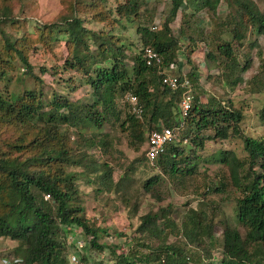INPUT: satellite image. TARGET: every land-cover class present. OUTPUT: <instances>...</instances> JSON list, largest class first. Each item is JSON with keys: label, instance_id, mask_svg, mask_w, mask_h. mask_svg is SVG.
Wrapping results in <instances>:
<instances>
[{"label": "trees", "instance_id": "16d2710c", "mask_svg": "<svg viewBox=\"0 0 264 264\" xmlns=\"http://www.w3.org/2000/svg\"><path fill=\"white\" fill-rule=\"evenodd\" d=\"M0 1V24L8 22L14 25L10 0ZM72 1L67 3L66 13L60 16L59 22L42 28L48 33L53 28L61 32L66 53L62 70L81 73L95 97L94 102L90 105L75 103L68 94L55 91L45 100L41 90L14 92L0 89V135L6 126L11 133L9 139L0 136V237L15 241L13 253L16 257L13 261L20 264H65L64 242L83 251V245L79 248L75 244L80 240L77 239L79 235H84L86 243L92 248L102 250L105 247L97 243V238L99 232L110 235L108 230L90 227L80 214L82 208L74 204L79 196L74 183L76 172L68 168L85 165L87 156L84 152L72 153L65 134L71 127L80 132L84 127L98 126L104 121H117L120 110L115 108V94L127 91L135 96L139 113L132 112L131 106L124 102L128 113L119 125L138 144L144 145L146 132L150 129L182 124L178 129V140L165 145L163 153L153 164L147 162L143 150L141 158L145 161L144 167L150 171L161 173L162 170L182 182L193 174L206 141H221L230 136L241 138L242 159L232 150H218L216 156H211L213 161L225 166L228 186L236 193L233 198L234 222L225 221L221 230L220 250L224 256L219 264H264V135L259 138L242 135L239 123L244 116L240 110L218 102L215 105L213 102L203 104L197 97L191 99L187 115L180 119L178 103L183 89L170 90L162 85L158 67L145 65L141 57L142 49L149 47L160 56L163 66L176 61L178 40L170 35L168 23L184 2L191 11L190 16L199 9H205L214 20L212 36L216 49L206 52L205 60L214 66L223 61L233 66L235 58L231 42L235 41L237 47L242 45L244 33L249 27L264 37V10L255 0H233L235 12H227L220 19L216 15L220 0H170L168 17L159 29L153 30L139 23L136 26L140 44L133 52L129 69L123 53L124 44L119 43L115 35L119 31L116 22L119 23L121 18L127 20L140 16L141 0L117 3L114 17L109 22L110 28L104 29L106 32L87 26L89 22L106 19L98 8L105 0H91L86 4H81L82 0ZM81 7H86V10ZM187 23L182 21L185 29ZM111 30L114 36L110 34ZM226 32L231 34V41L222 40V34ZM30 35L11 38L0 26V82L8 81L13 61L24 68L23 74L35 76L24 45L42 38L44 33L42 29H37L35 34ZM186 40L193 42L190 36ZM186 60L189 61L188 58ZM249 63L246 59L244 67H249ZM41 67V71L47 69L46 66ZM51 73L54 74L55 70ZM184 76L190 83L198 79L192 71ZM36 80L40 83L39 79ZM238 81L239 78H234L228 83L234 85ZM251 84L250 94L259 93L260 87L253 77ZM95 106L99 108L94 110ZM258 117L264 123V107ZM60 123L65 125L63 132L59 130ZM203 130L211 131V136H201ZM98 175L100 184L106 183L110 179L108 167ZM159 182L158 174L148 176L142 181L140 189L153 194L151 190ZM217 184L215 192L225 188L223 180ZM189 214L190 219L183 221L180 228L168 217L166 209L158 208L139 216V223L128 242L108 246L109 253L113 255L111 264H189L186 246L201 247L200 251H204L201 242L205 239L211 242L213 238L212 221L207 219L205 211L189 209ZM238 226L243 228V235ZM72 229L78 232L73 234L74 238H66L70 231H74ZM171 230L183 237L182 246L166 242V231ZM118 235L126 236L125 233ZM143 235L157 239L154 251L143 254L135 249L137 240ZM131 240L135 245L129 244ZM82 242L84 244L83 239ZM73 254L82 264H101L91 262L85 253L80 258L76 250ZM197 260L201 264L200 259Z\"/></svg>", "mask_w": 264, "mask_h": 264}, {"label": "rangeland", "instance_id": "374dc122", "mask_svg": "<svg viewBox=\"0 0 264 264\" xmlns=\"http://www.w3.org/2000/svg\"><path fill=\"white\" fill-rule=\"evenodd\" d=\"M82 1L81 4H86L91 0ZM124 1L100 2L98 8L104 13L106 19L103 22H89L87 26L94 30L109 29V22L114 17V6ZM68 2L69 0H10L9 6L15 22L14 25L8 22L0 24L5 33L11 38L31 37L30 34H35L37 29H42L44 36L24 45L35 76L23 74L24 68L13 61V67L8 71V81L0 82L1 90L14 92L41 90L45 100H48L55 91L68 94L69 99L75 103L90 105L94 102L95 97L88 84L84 82L81 73L68 69L62 70V61L66 53L61 32H56L53 28L51 33H48L47 29L42 28L44 25L47 27L54 22H59L60 16L66 13ZM141 2L143 7L140 8V16L127 20L121 18L119 23L116 22L119 31L115 35L118 36L119 43L124 44L123 53L129 69L133 52L140 44L139 34L136 33L138 23L156 30L161 27L169 14L170 0H141ZM255 2L261 10H264V0H255ZM71 3H73L72 0ZM0 4L2 5L1 1ZM81 9L85 11L86 7ZM235 9L233 0H220L216 15L223 19L227 12L234 13ZM190 14L189 7L182 2L168 23L170 35L178 40L175 46L176 61L171 62L169 66L176 67L179 74L187 75L192 71L198 76L197 80L190 83L192 100L197 97L203 104L210 102L214 105L218 102L223 106L230 104L232 108L240 110L244 116L239 123L240 133L244 136L262 137L264 123L259 120L258 115L264 107V37L258 35L254 28H247L242 45L237 47L238 44L235 41L231 42L235 64L227 65L223 61L222 64L214 66L204 58L206 52L216 49L212 36L215 28L214 20L205 9L195 11L192 16ZM150 17L151 20L148 21ZM182 21L188 22L186 29ZM36 23H39L38 28ZM110 34L114 36V31L111 30ZM187 36H190L193 42L186 40ZM42 39H44L43 42ZM231 39V34L227 32L222 34V40L225 42ZM89 44L91 45L90 42ZM246 59L250 61L247 68L243 65ZM41 66H46L47 69L41 71L40 68H43ZM53 70H55L54 74L51 73ZM252 77L256 79L260 87V92L257 94H250ZM234 78H239L240 81L234 85L229 84L228 82ZM36 79H39L40 83ZM125 93L127 91L115 94V108L120 110L117 121L113 118L115 122L104 121L98 126L91 125L86 129L84 127V130L80 132L73 127L66 131L65 136L72 153L84 152L87 156L85 165L68 168L69 171L76 172L74 183L78 188L79 196L74 204L82 208L80 214L90 227L105 228L110 235L98 233L97 243L105 246L102 250L90 247L84 235H79L77 238L83 245V251L82 245L79 247L81 249L77 250L64 242L66 246L64 256L67 260L65 264H71L69 256L74 250L77 251L79 258L82 253H85L93 263L111 264L113 255L109 253L108 246L128 242L132 236L131 233L135 232L139 223V216L149 211H156L158 208L166 209L168 217L178 228L183 221L190 219L189 209L204 210L207 219L212 221L213 238L211 242L206 239L201 242L200 245L204 251H200L201 247L186 246L190 256L188 261L189 264H199L197 260L199 258L201 264H219L224 256L220 250L221 230L225 221L234 222L233 198L236 193L228 186L229 180L225 166L213 161L211 156H216L218 150H232L238 158L242 159L241 138L230 136L221 141H206L203 152L199 153L200 159L195 164L193 174L182 182L171 178L162 170L161 173L156 170L150 171L144 167L145 161L141 158L144 145L131 139L127 130L119 125L128 113L126 104L120 103L121 96ZM95 108L98 109L99 106L93 107L94 110ZM6 127L2 128L0 135L2 139L11 137L10 130ZM64 127L65 125L60 123L59 130L63 132ZM211 134V131L203 130L201 136L206 137ZM107 167L110 179L100 184L98 172L105 171ZM154 174H158L160 178V182L151 190L154 193L142 191L140 189L142 181ZM222 180L225 188L215 192L217 182ZM76 229H72L74 231H70L66 238L68 236L74 238L73 234L78 232L75 231ZM238 230L243 235L241 226H238ZM166 232L168 234L166 242L183 245V237L178 236L175 230ZM119 233H125L126 236H119ZM157 242L156 238L143 235L137 240L136 245L132 240L129 244L135 245V249L144 254L154 251ZM15 246V241L0 237V264H20L13 261L16 257L13 253Z\"/></svg>", "mask_w": 264, "mask_h": 264}, {"label": "built area", "instance_id": "2783aa9c", "mask_svg": "<svg viewBox=\"0 0 264 264\" xmlns=\"http://www.w3.org/2000/svg\"><path fill=\"white\" fill-rule=\"evenodd\" d=\"M141 57L145 65H156L158 67V74L160 75V83L170 90L176 88H182L180 101L178 103V109L180 119H183L187 115L191 104V84L188 79L179 74L176 67L163 66L160 56L151 48L145 47L141 51ZM174 70V71H173ZM121 103L126 102L132 112L139 113V108L136 105V98L134 95L125 93L121 97ZM181 123V122H180ZM182 126L179 124L178 127H166L160 126L158 129H150L146 132V140L144 142V156L148 163L153 164L159 154L164 151L165 145L168 143L178 140V129ZM185 142V140H184ZM77 247H80L81 241L75 242ZM69 262L71 264H82L75 254L69 256Z\"/></svg>", "mask_w": 264, "mask_h": 264}]
</instances>
